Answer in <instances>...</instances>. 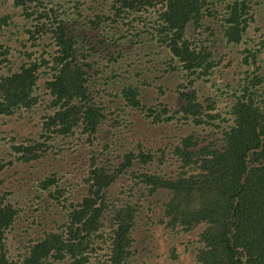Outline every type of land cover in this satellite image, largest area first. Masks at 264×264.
<instances>
[{
	"label": "trees",
	"instance_id": "1",
	"mask_svg": "<svg viewBox=\"0 0 264 264\" xmlns=\"http://www.w3.org/2000/svg\"><path fill=\"white\" fill-rule=\"evenodd\" d=\"M249 1L110 0L118 18L138 15L136 19L143 21L149 8L159 11L153 41L163 52L159 55L160 65L169 62L168 69L181 75L182 83L175 88L177 108L172 109L164 102L143 103L136 84L122 86L115 97L153 124L175 123L178 142L170 148L169 160L162 149V156H158L142 144L137 152L118 156L122 160L117 164L107 158L99 160L106 146L99 153L90 152L80 199L64 196L55 175L45 180L41 189L67 215L56 229L31 243L23 259L11 258L7 246V234L18 211L11 204L0 205V264H146L134 260L139 248L151 238L143 228L144 221L155 224L148 229L161 226L165 234L172 236L171 240L174 235L197 231L196 241L189 240L185 245L192 253L193 264H264V76L254 73L239 82L233 92H225L226 106L219 111L217 97L201 99L195 84L202 79L210 81L220 61L214 60L210 46L195 44L187 38L190 24L201 27L203 19L213 15L217 4H224L227 13L223 37L230 44H241L253 21V0ZM51 3L53 0H12L13 7L21 10L26 20H50ZM11 20L10 15L0 18V31L11 27ZM40 32L51 35L56 51L48 54V58L22 65L17 71L8 68V74H0V117L31 111L41 104L36 92L38 71L44 68L48 78L43 86L49 99L45 102L41 129L47 139L51 134L69 138L78 133L84 143L92 144L106 119V109L97 102L89 86L90 71L97 61L105 64L107 60L115 62L123 58L128 47L119 45L123 38L113 41L106 31L98 38L78 35L61 18H55L51 30H34L38 35ZM31 38L36 40L34 36ZM248 54L244 63L254 64V54L251 50ZM2 57L4 48L0 46V67L8 62ZM137 63L142 71H151L149 62ZM132 70L137 73L135 68ZM120 75L115 71L109 79L114 84L120 83ZM203 124H214L212 141L201 138L199 132L180 133L183 127L197 128ZM26 145L12 146L16 153H22L19 161L28 163L40 157L35 152L42 149L41 143L31 140ZM156 158L157 165L168 164L172 169L169 175L153 172ZM119 181L129 183L121 185L120 198L113 199L111 188ZM51 186H56L54 193ZM145 206L151 208V215ZM105 222L111 223L106 238L110 247L107 258L101 261L95 257L104 239ZM145 231L148 233L135 238ZM170 255L176 258L174 248Z\"/></svg>",
	"mask_w": 264,
	"mask_h": 264
},
{
	"label": "rangeland",
	"instance_id": "2",
	"mask_svg": "<svg viewBox=\"0 0 264 264\" xmlns=\"http://www.w3.org/2000/svg\"><path fill=\"white\" fill-rule=\"evenodd\" d=\"M251 2L253 21L244 42L239 45L230 44L223 37L222 28L227 13L224 4H217L212 11L213 15L204 18L201 27L196 28L190 24L187 29L188 39L195 44L203 43L210 46L214 60L220 61L214 67L210 81L205 82L202 79L195 84L201 99L217 97L219 111L226 106L225 92H233L239 82L243 83L245 78L254 73L264 76V0ZM50 8L53 10L50 20L38 18L26 20L21 10L13 7L12 0H0V18L10 15L13 22L11 27L6 26L0 31V46L4 48L2 58L8 61L1 65L0 74H8V68L17 71L22 65L37 62L36 60L41 57L48 58V54L56 51L49 33L40 32L39 35L34 33L37 28L51 30L55 18L64 20L78 35L87 34L89 38L92 36L98 38L106 31L113 41L123 38L119 45L127 46L128 50L125 51L123 58L115 62L107 60V63L103 64L94 60L96 63L94 69L90 71L89 86L97 102L106 109V119L99 127L92 144L84 143L78 133L69 138L51 134L50 139H47L48 135L41 129V118L46 113L45 102L49 99L43 86L44 80L48 78L44 68L38 71L39 89L36 92L41 104L31 111L23 110L12 117H0V205L11 204L18 211L14 225L7 234L9 256L14 260L23 259V255L29 251L30 244L47 231L56 229L67 215L61 205L53 201L48 192L40 187L49 177L56 176L57 187L65 191L64 196L73 200L80 199L81 191L85 188L83 180L87 176L92 152L99 153L106 146L107 150L99 160L107 158L117 164L122 160L118 156H124L131 151L137 152L138 145L142 144L152 149L158 156H162L160 151L162 149L166 154L164 156L169 160L170 148L178 142L179 133L175 123L153 124L145 119L143 114L128 108L123 101L115 97L122 86L136 84L141 91L143 103L151 105L164 102L172 109L177 108L175 88L182 83L181 75L168 69L169 62H162V66L160 65L159 55L163 52L159 49L157 41H153V34L155 35L153 26L156 25L159 11L156 8H149V13L145 14L146 19L141 21L136 19L138 15L115 17L110 0H53ZM250 50L255 56V61L254 64L246 65L244 60ZM165 54L170 55L169 52ZM162 58L166 59L165 56ZM137 61L149 62L151 71H142ZM132 68H135L137 73ZM115 71L121 74L120 83L117 84L109 79ZM138 73L139 76L136 75ZM213 125L203 124L197 128L190 125L187 128L183 127L180 133L185 135L186 130L195 131L199 132L204 140L212 141L215 130ZM31 140L41 143L42 149L35 152L40 157L28 163L19 161L18 156L22 153H16L12 146L28 145ZM157 160L154 159L153 172L160 173L161 176L169 175L172 169L168 164L157 165ZM125 183L129 182L119 181L111 188L113 199L120 198L118 197L120 187ZM55 189L56 186H51L52 193ZM145 208L151 215V208L147 206ZM145 222L143 228L149 231L151 238L146 240L143 246L145 249L138 247L139 254L134 260H142L146 264H193L192 253L186 250L185 245L189 240L196 241L197 231L179 237L174 235V239L171 240L172 236L165 234L166 231L161 226L148 229V226L155 224ZM110 224L105 222L104 239L100 241L95 257L101 261L105 260L109 253L110 246L106 238L111 232ZM147 233L140 232L135 238ZM172 248L176 256L174 259L170 255Z\"/></svg>",
	"mask_w": 264,
	"mask_h": 264
}]
</instances>
